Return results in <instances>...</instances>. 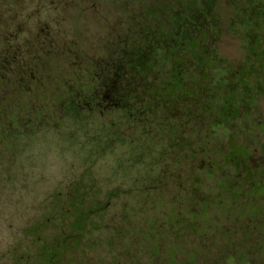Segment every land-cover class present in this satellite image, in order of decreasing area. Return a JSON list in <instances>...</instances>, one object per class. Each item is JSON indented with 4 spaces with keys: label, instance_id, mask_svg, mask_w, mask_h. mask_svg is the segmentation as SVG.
<instances>
[{
    "label": "rangeland",
    "instance_id": "1",
    "mask_svg": "<svg viewBox=\"0 0 264 264\" xmlns=\"http://www.w3.org/2000/svg\"><path fill=\"white\" fill-rule=\"evenodd\" d=\"M169 1L0 0V18L9 14L13 22L10 43L38 62L31 87L0 72V264H13L17 246L34 253L29 228L57 215L60 203L73 204L76 194H87L88 217H67L71 234H80L71 264H264V163L251 170L258 181L247 190L226 156L233 148L246 157L240 146L248 145L253 164L264 160V81L245 119L231 116L215 129L214 165L209 156L186 158L156 126L140 139L122 111L88 125L61 116L57 95L78 83L90 87L92 73L143 11L156 6L167 17ZM216 10L220 52L240 61L241 41L228 30L235 7L218 0ZM54 225L40 232L56 233Z\"/></svg>",
    "mask_w": 264,
    "mask_h": 264
},
{
    "label": "trees",
    "instance_id": "2",
    "mask_svg": "<svg viewBox=\"0 0 264 264\" xmlns=\"http://www.w3.org/2000/svg\"><path fill=\"white\" fill-rule=\"evenodd\" d=\"M217 1L170 0L163 10L167 17H160L162 10L156 6L145 9L147 13L142 10L139 24L130 26L129 37L118 40L100 71L92 73L90 87L78 83L72 85L75 90L57 95L63 104L61 116H73L88 125L96 117L122 111L127 129L136 127L140 139L156 126L170 136L174 146L186 151V158L209 156L207 163L214 165L210 138L215 129L231 116L245 119L259 95L257 85L264 81V59L257 55L264 56V0H227L235 7L228 30L245 52L240 61H231L220 52L223 29ZM240 147L246 149V157L234 156L233 148L226 156H233L235 179L247 182L250 190L258 181L251 177V170L264 160L253 164L249 146ZM86 195L76 194L73 204L60 203L57 215L54 211L30 227L36 235L31 242H37L38 248L32 254L19 246L13 248V264H71L80 234H71L75 225L67 217H88L83 212ZM54 224L56 233L42 235V227L52 229Z\"/></svg>",
    "mask_w": 264,
    "mask_h": 264
},
{
    "label": "flooded vegetation",
    "instance_id": "3",
    "mask_svg": "<svg viewBox=\"0 0 264 264\" xmlns=\"http://www.w3.org/2000/svg\"><path fill=\"white\" fill-rule=\"evenodd\" d=\"M7 8L8 6H6L5 11L8 13ZM12 23L9 14L4 20L0 18V38L5 44L4 50L0 51V72L16 77L21 87H31L38 80L34 70L37 69L38 62L36 58H29L21 51V44L18 45V42H15L14 45L10 43L8 38L12 36V32L8 28L11 27ZM18 34L16 33L15 37L19 36Z\"/></svg>",
    "mask_w": 264,
    "mask_h": 264
}]
</instances>
